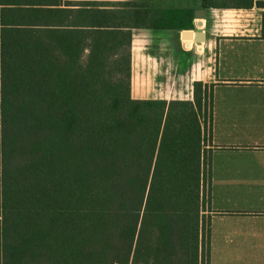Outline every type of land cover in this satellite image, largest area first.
I'll return each instance as SVG.
<instances>
[{"label": "trees", "instance_id": "1", "mask_svg": "<svg viewBox=\"0 0 264 264\" xmlns=\"http://www.w3.org/2000/svg\"><path fill=\"white\" fill-rule=\"evenodd\" d=\"M120 6L149 12L0 0V264L210 257L213 86L196 81L192 100L134 98ZM182 12L194 28V9Z\"/></svg>", "mask_w": 264, "mask_h": 264}, {"label": "crops", "instance_id": "2", "mask_svg": "<svg viewBox=\"0 0 264 264\" xmlns=\"http://www.w3.org/2000/svg\"><path fill=\"white\" fill-rule=\"evenodd\" d=\"M81 1L148 6L143 17L116 7L133 33L134 98L192 100L196 81L213 86L206 264H264V0ZM192 7L207 16L188 28ZM179 25L204 42L186 49Z\"/></svg>", "mask_w": 264, "mask_h": 264}, {"label": "water", "instance_id": "3", "mask_svg": "<svg viewBox=\"0 0 264 264\" xmlns=\"http://www.w3.org/2000/svg\"><path fill=\"white\" fill-rule=\"evenodd\" d=\"M207 16V10L205 8H198L195 10V17L203 20ZM202 22L198 21L197 26H201ZM181 37L185 41H193L197 44L203 43L205 39V34L201 30H182Z\"/></svg>", "mask_w": 264, "mask_h": 264}, {"label": "built area", "instance_id": "4", "mask_svg": "<svg viewBox=\"0 0 264 264\" xmlns=\"http://www.w3.org/2000/svg\"><path fill=\"white\" fill-rule=\"evenodd\" d=\"M184 45L186 49H189L190 47L193 46V42L192 41H185L184 40Z\"/></svg>", "mask_w": 264, "mask_h": 264}, {"label": "rangeland", "instance_id": "5", "mask_svg": "<svg viewBox=\"0 0 264 264\" xmlns=\"http://www.w3.org/2000/svg\"><path fill=\"white\" fill-rule=\"evenodd\" d=\"M192 8L194 9L195 7H192ZM195 10H196V9H195ZM208 140H209V136L207 135V138H206V143H209V141H208ZM206 213H207V211H206ZM205 215H206V217H205V218H206V223H207V227H208V221H209V219H208V217H207L208 215H207V214H205Z\"/></svg>", "mask_w": 264, "mask_h": 264}]
</instances>
